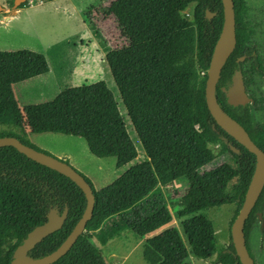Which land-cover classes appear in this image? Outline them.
I'll return each mask as SVG.
<instances>
[{"label":"trees","instance_id":"1","mask_svg":"<svg viewBox=\"0 0 264 264\" xmlns=\"http://www.w3.org/2000/svg\"><path fill=\"white\" fill-rule=\"evenodd\" d=\"M6 1L12 8L13 0ZM232 1L236 44L220 72L215 96L220 108L264 152V121L254 116L264 113V96L252 89L257 79H264V38L261 44L256 37L261 24L251 16L246 0ZM27 6L28 1L17 9ZM206 12L214 17L207 19ZM101 15L111 18L119 33L121 45L106 51L104 58L144 160L100 190L79 173L93 191L92 217L70 250L53 264H106L93 240L104 245L124 231L139 240L146 237L141 244L146 264H184L189 256L209 264H240L230 227L242 206L255 157L217 126L204 98L206 73L223 22L221 1L113 0ZM240 57L244 60L237 62ZM48 71L40 53L0 51V126L14 130L0 132V137H14L39 151L27 142L26 126L32 134L81 138L92 156L114 158L117 168L136 160L125 120L103 82L66 88L49 102L18 107L12 86ZM236 77L251 101L233 107L222 89L229 92ZM216 160L215 167L205 168ZM181 178L187 185L180 201L171 203L179 223L174 226L171 197L167 199L163 188ZM231 204L235 212L229 242L218 249L206 212ZM85 207L84 194L68 178L13 147L0 148V264H10L16 247L46 221L50 210L61 214L67 208L62 228L42 239L28 256L39 259L54 252ZM259 214L264 224V188L243 228L253 261L248 240Z\"/></svg>","mask_w":264,"mask_h":264},{"label":"rangeland","instance_id":"2","mask_svg":"<svg viewBox=\"0 0 264 264\" xmlns=\"http://www.w3.org/2000/svg\"><path fill=\"white\" fill-rule=\"evenodd\" d=\"M113 0H53L42 3L39 0H29L28 6L12 10L6 0H0V20L12 17L6 26L0 24V51L13 52L29 50L42 54L47 61L49 75L45 78L28 80L13 86L12 91L17 98V105L42 104L53 100L66 88L85 84L103 82L112 93L125 120L129 138L137 151L136 160L117 168L114 158H96L92 156L86 143L77 137L61 134H32L25 128L26 140L40 152L67 162L74 170L85 176L95 190H100L115 181L130 166L144 160V154L139 140L127 118L120 94L111 77L105 62V53L121 45L119 33L111 18H103L101 9L107 7ZM250 14L258 20L261 27L257 31V39L262 44L264 38V0H246ZM192 5L186 14L189 15ZM104 44V45H102ZM98 47V48H97ZM104 54V56H103ZM103 59V61H102ZM256 96H264V79H257L252 88ZM14 96V98H15ZM16 100V99H15ZM255 119L264 121V113L256 112ZM25 126V125H24ZM26 127V126H25ZM14 131L10 127L0 126V132ZM217 147L213 148L214 153ZM213 161L205 168H213ZM186 179H178L172 185L163 188L167 199L171 197L169 206L178 226L173 206L179 202ZM235 212V205H223L211 208L206 212L212 221L218 249L228 245L229 222ZM264 229L259 222L251 232L248 243L256 264H264ZM149 237V236H147ZM131 233L124 231L114 236L106 244L99 245L104 261L107 264H146L142 258V242ZM184 264H209L208 261L189 256Z\"/></svg>","mask_w":264,"mask_h":264},{"label":"water","instance_id":"3","mask_svg":"<svg viewBox=\"0 0 264 264\" xmlns=\"http://www.w3.org/2000/svg\"><path fill=\"white\" fill-rule=\"evenodd\" d=\"M26 1L29 0H13L12 10H16L18 6ZM220 1L223 10V22L206 73L204 98L206 107L217 126L255 157L254 170L242 206L230 227L231 242L240 264H255L246 248L243 228L245 220L248 218L264 188V152L251 141L244 128L220 108L215 96V88L219 80L220 72L233 52L236 44L233 1ZM0 11L3 12L4 8L0 7ZM212 17H214L213 13L206 12L207 19L210 20ZM243 60L244 57H240L237 59V62H242ZM222 92L226 93L229 105L233 107L245 105L251 101L245 94L242 83L238 77L233 79L229 92H226L225 89H222ZM2 147H13L17 152L26 156L28 159L68 178L85 196L86 207L82 216L77 221L70 234L54 252L39 259H32L28 256V252L41 242L42 239L62 228L67 217V208H65L61 214H58L56 210H50L46 221L42 225L32 229L22 243L16 247L10 262V264H53L70 250L77 238L84 232L87 222L92 217L94 208L95 198L93 191L84 178L62 160L28 147L14 137H0V148ZM230 149L234 153H238V150L234 147L231 146ZM258 219L261 223V227H263L264 224L260 214L258 215Z\"/></svg>","mask_w":264,"mask_h":264},{"label":"crops","instance_id":"4","mask_svg":"<svg viewBox=\"0 0 264 264\" xmlns=\"http://www.w3.org/2000/svg\"><path fill=\"white\" fill-rule=\"evenodd\" d=\"M18 11V10H17ZM1 12V11H0ZM4 12V11H3ZM2 12V13H3ZM8 16H6V17H4V20H5V22H7V19H8V21L10 20V19H12V17H9V18H7ZM5 22H3V21H1L0 20V24H1V26H6V23ZM98 48V47H97ZM103 56H104V54H103ZM47 59V58H46ZM102 61H103V59H102ZM48 75H49V72L47 73ZM47 74H44V75H41V76H38V77H35V78H33V79H41V78H45V76L47 75ZM30 80H32V79H30ZM28 81V80H27ZM25 82V81H24ZM16 85V84H15ZM14 86V85H13ZM13 86H12V88H13ZM13 94H15V93H13ZM15 96V95H14ZM15 99H16V101H17V98H16V96H15ZM24 107V106H23ZM22 107V108H23ZM22 108H20V109H22ZM25 128H27V127H25ZM28 129V128H27ZM26 132H28V131H26ZM95 246H97L99 249H100V247H99V245H95ZM107 264V263H106Z\"/></svg>","mask_w":264,"mask_h":264}]
</instances>
